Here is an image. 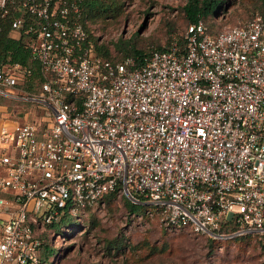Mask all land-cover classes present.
Instances as JSON below:
<instances>
[{
  "label": "built area",
  "instance_id": "built-area-1",
  "mask_svg": "<svg viewBox=\"0 0 264 264\" xmlns=\"http://www.w3.org/2000/svg\"><path fill=\"white\" fill-rule=\"evenodd\" d=\"M8 4L28 15L47 77L41 120L0 126V264H42L49 226L110 194L164 228L264 235V10L216 34L198 20L183 47L113 62L88 39L82 0ZM16 83L0 67V94L16 98Z\"/></svg>",
  "mask_w": 264,
  "mask_h": 264
},
{
  "label": "rangeland",
  "instance_id": "rangeland-1",
  "mask_svg": "<svg viewBox=\"0 0 264 264\" xmlns=\"http://www.w3.org/2000/svg\"><path fill=\"white\" fill-rule=\"evenodd\" d=\"M116 1L122 5L121 13L89 24L97 45L116 60L123 56L115 47L119 42L146 50L165 46L184 34L187 21L182 8L187 0ZM263 4L264 0H226L207 23L215 30L240 25ZM13 89L18 98L0 95V118L40 121L43 110L28 100L33 93ZM125 199L123 195L104 199L79 221L66 218L67 225L50 236L55 249L51 264H264L263 237L257 235L241 244L221 241L212 250L205 235L161 227L147 209L140 215L128 214Z\"/></svg>",
  "mask_w": 264,
  "mask_h": 264
},
{
  "label": "trees",
  "instance_id": "trees-1",
  "mask_svg": "<svg viewBox=\"0 0 264 264\" xmlns=\"http://www.w3.org/2000/svg\"><path fill=\"white\" fill-rule=\"evenodd\" d=\"M226 0H187L183 6L185 13L186 25L184 34L178 36L176 40L170 41L165 46H149L146 50H141L128 43L115 44L116 50L123 54L120 60L112 58L108 50L103 49L97 45V39L92 36L89 24L97 19H108L116 17L121 13L122 5L116 0H82V16L81 22L87 31L88 39L93 43L95 52L103 59L113 62L121 61L126 57L134 58L137 62H144L148 58L151 51L164 50L168 47L177 44L179 47L185 46L186 34L188 27L198 20H202L206 25L208 31L212 34H216L223 29L215 30L207 23V19L211 16L217 15L219 9L224 5ZM264 10V4L258 13ZM254 15V14H252ZM27 14L19 7H15L13 4L6 5L5 10L0 8V67L4 68L6 76H12L17 80L14 88H22L32 92L33 95L30 100L31 103L40 105L33 99L40 93L41 84L46 79V74L38 60L33 57L31 44L34 40V34L27 31L29 19ZM23 18L21 26H14L15 21L18 18ZM2 96V94H0ZM1 104V103H0ZM3 105V104H2ZM41 107V106H40ZM0 126L3 124L11 125L13 120H9L5 116L0 118ZM28 120L27 117L23 119ZM29 121V120H28ZM35 122H38L35 120ZM116 195H107L105 199H113ZM125 207L128 210V214L140 215L144 213L147 206L133 203L128 198L125 199ZM67 218V219H66ZM65 219L68 220L69 217ZM63 220L60 224L49 226L51 228H61L66 226V220ZM73 219V218H70ZM186 229L179 228L177 230ZM260 236L264 238V235L257 233H248L241 236H236L230 239H213L208 236L211 249L214 250L216 246L220 245L221 241H238L240 244L247 242L254 236ZM108 244L112 245V241H108ZM55 249L53 248L52 240L49 238L44 241L41 249V261L42 264H51Z\"/></svg>",
  "mask_w": 264,
  "mask_h": 264
}]
</instances>
